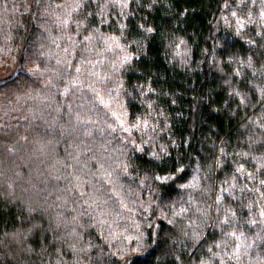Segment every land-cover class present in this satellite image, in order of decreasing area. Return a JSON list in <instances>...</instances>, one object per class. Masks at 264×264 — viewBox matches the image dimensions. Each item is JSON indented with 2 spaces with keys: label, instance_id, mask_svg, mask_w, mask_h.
Masks as SVG:
<instances>
[{
  "label": "trees",
  "instance_id": "16d2710c",
  "mask_svg": "<svg viewBox=\"0 0 264 264\" xmlns=\"http://www.w3.org/2000/svg\"><path fill=\"white\" fill-rule=\"evenodd\" d=\"M0 264H264V0H0Z\"/></svg>",
  "mask_w": 264,
  "mask_h": 264
},
{
  "label": "rangeland",
  "instance_id": "374dc122",
  "mask_svg": "<svg viewBox=\"0 0 264 264\" xmlns=\"http://www.w3.org/2000/svg\"><path fill=\"white\" fill-rule=\"evenodd\" d=\"M115 114V121L120 129V131L122 132V134L125 136V139H123L125 142H129V144L133 145L136 144V141L138 142V146L141 147L142 145L145 146L148 143H144L141 140V135L144 134L143 130L148 129L149 128V124L142 122V121H138L136 123L130 122L125 118V115L123 112H121L119 109L116 111V113H113V115ZM121 125H123V127H121ZM128 128L129 131L125 132L123 130V128ZM148 127V128H147ZM131 132H133V134H131ZM137 145V144H136ZM134 146V145H133ZM137 147V146H136Z\"/></svg>",
  "mask_w": 264,
  "mask_h": 264
},
{
  "label": "snow or ice",
  "instance_id": "6c2138e0",
  "mask_svg": "<svg viewBox=\"0 0 264 264\" xmlns=\"http://www.w3.org/2000/svg\"><path fill=\"white\" fill-rule=\"evenodd\" d=\"M121 127H123V125H121ZM123 130L125 131V132H128L129 131V129L128 128H123Z\"/></svg>",
  "mask_w": 264,
  "mask_h": 264
}]
</instances>
